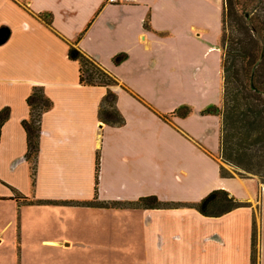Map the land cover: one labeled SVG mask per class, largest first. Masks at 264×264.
Here are the masks:
<instances>
[{"label":"crops","instance_id":"crops-1","mask_svg":"<svg viewBox=\"0 0 264 264\" xmlns=\"http://www.w3.org/2000/svg\"><path fill=\"white\" fill-rule=\"evenodd\" d=\"M41 14L52 15L51 26ZM223 16L219 0H0V112L10 109L0 139V244L11 225L23 239L38 221L43 238H58L44 244L69 250L74 241L51 234V223L65 233L80 212L114 214L140 219L147 264H252L256 222L257 264H264V185L221 176L220 166L233 171L220 154V118L202 115L222 103ZM75 43L118 80L111 89L124 125L100 120L107 88L81 85L80 65L69 58ZM119 55L126 60L116 65ZM35 87L53 107L42 117L33 181L23 122ZM183 106L192 108L189 117L168 116ZM97 154L98 199L107 208L81 204L96 196ZM13 190L35 204L12 200ZM215 190L248 206L221 217L130 206L147 196L194 204ZM70 220L74 229L65 227Z\"/></svg>","mask_w":264,"mask_h":264},{"label":"trees","instance_id":"trees-1","mask_svg":"<svg viewBox=\"0 0 264 264\" xmlns=\"http://www.w3.org/2000/svg\"><path fill=\"white\" fill-rule=\"evenodd\" d=\"M40 18L49 26L53 23L50 14H41ZM226 26L230 29L229 33L225 31ZM222 33V103L221 106L214 105L203 110L202 115L220 118L222 161L236 168L242 178L253 175L264 185V0H224ZM76 45V43L70 45L69 58L80 65L81 85L107 88V94L99 108L100 120L116 127L124 125L125 119L116 107L117 95L111 89L119 84L118 80ZM125 60V55H119L114 58V63L120 65ZM27 104L30 114L23 122V127L27 133V160L31 163L34 181L40 149L42 117L52 109L53 102L46 96L42 87H35L27 98ZM192 112L190 106H183L168 116L172 119L187 118ZM9 117V108L0 112V139L2 128ZM99 168L100 155L97 154L96 196L91 202H81V204L107 208L109 205L101 203L98 199ZM220 171L224 178L233 177L224 166H220ZM13 191L12 200L17 203L35 204L18 191ZM130 206L140 209L182 206L194 208L205 217H221L248 204L238 201L225 190H215L194 204L164 203L156 196H147ZM252 264H257L256 222H254Z\"/></svg>","mask_w":264,"mask_h":264},{"label":"rangeland","instance_id":"rangeland-1","mask_svg":"<svg viewBox=\"0 0 264 264\" xmlns=\"http://www.w3.org/2000/svg\"><path fill=\"white\" fill-rule=\"evenodd\" d=\"M224 9V0H219ZM228 26L225 27L226 33ZM223 31V28H222ZM231 32V31H230ZM223 34V33H222ZM222 47V35H221ZM227 165V164H226ZM230 166V165H227ZM233 176H240L236 168L230 166ZM245 176H250L245 174ZM241 177V176H240ZM252 177H256L253 176ZM261 182V180L259 179ZM78 226L73 231L60 232L53 223L50 228L51 234H68L73 245L69 250H61L53 244L43 243L46 239H58L57 237H44L46 228L40 226L39 222L30 221L23 239H16L13 236L14 225H11L5 235H2L4 242L0 244V264H147L140 248L141 224L140 219L126 218L121 215L112 217L95 218L86 213L80 212ZM70 220L66 226L74 229ZM127 225H124V224ZM42 227V228H41ZM1 228V227H0ZM39 229H41L39 231ZM79 234L77 235V232ZM75 238L73 239V237ZM132 236L131 241H126ZM69 243V242H68ZM97 245L96 248L90 249ZM111 248L108 249V246ZM128 247L130 252L124 251Z\"/></svg>","mask_w":264,"mask_h":264},{"label":"built area","instance_id":"built-area-1","mask_svg":"<svg viewBox=\"0 0 264 264\" xmlns=\"http://www.w3.org/2000/svg\"><path fill=\"white\" fill-rule=\"evenodd\" d=\"M135 0H108V3L110 4H127V3H133Z\"/></svg>","mask_w":264,"mask_h":264}]
</instances>
